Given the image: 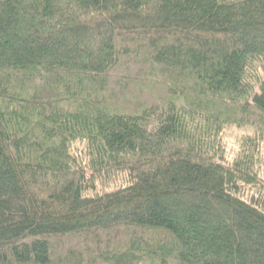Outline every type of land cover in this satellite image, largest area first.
Instances as JSON below:
<instances>
[{
	"label": "trees",
	"instance_id": "obj_1",
	"mask_svg": "<svg viewBox=\"0 0 264 264\" xmlns=\"http://www.w3.org/2000/svg\"><path fill=\"white\" fill-rule=\"evenodd\" d=\"M262 168L264 0H0V264H264Z\"/></svg>",
	"mask_w": 264,
	"mask_h": 264
},
{
	"label": "rangeland",
	"instance_id": "obj_2",
	"mask_svg": "<svg viewBox=\"0 0 264 264\" xmlns=\"http://www.w3.org/2000/svg\"><path fill=\"white\" fill-rule=\"evenodd\" d=\"M254 135V129L251 127H238L236 125H230L224 127L222 133H220V144L225 151V160L229 163L239 151L241 142L249 136ZM261 177L262 181L259 182V187L264 185V170L262 168ZM262 184V185H261Z\"/></svg>",
	"mask_w": 264,
	"mask_h": 264
}]
</instances>
